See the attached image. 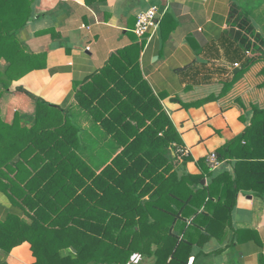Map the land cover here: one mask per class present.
Returning a JSON list of instances; mask_svg holds the SVG:
<instances>
[{
    "label": "trees",
    "instance_id": "obj_1",
    "mask_svg": "<svg viewBox=\"0 0 264 264\" xmlns=\"http://www.w3.org/2000/svg\"><path fill=\"white\" fill-rule=\"evenodd\" d=\"M34 1L0 0V100L13 82L41 68L18 39ZM141 49L113 53L77 92L80 107L123 148L100 174L76 152L78 129L47 121L58 115L56 108L37 99V123L30 129L17 119L6 124L0 109V190L30 219L0 222L8 251L26 245L35 264H131L140 258L190 264L193 247L207 240L203 231L212 234L223 224L221 214L232 211L240 190L251 186L264 198V109L254 108L246 132L219 152V160L237 161L235 179L212 175L205 187L204 174H180L170 155L172 144L182 141L143 76ZM70 248L76 258L62 260L60 252Z\"/></svg>",
    "mask_w": 264,
    "mask_h": 264
},
{
    "label": "crops",
    "instance_id": "obj_2",
    "mask_svg": "<svg viewBox=\"0 0 264 264\" xmlns=\"http://www.w3.org/2000/svg\"><path fill=\"white\" fill-rule=\"evenodd\" d=\"M154 6L166 13L157 30L150 27L139 38L138 16ZM18 39L41 68L13 82L0 100L6 124L17 119L33 128L36 100H42L59 112L47 121L78 129L76 152L100 174L123 148L80 107L77 92L113 53L139 45L143 76L191 153L189 162L176 164L180 174H204L205 187L213 176L235 179L236 160H219L212 171L207 158L246 132L254 108L264 109V0H35ZM226 187L220 186L214 204ZM221 215L224 222L212 234L203 231L207 240L193 247L190 264H264V198L251 186L242 189L232 211ZM13 216L30 223L0 190V222ZM0 243V264H35L26 245L8 251L10 242ZM76 256L73 248L60 252L64 261ZM144 260L154 263L140 258L136 264Z\"/></svg>",
    "mask_w": 264,
    "mask_h": 264
},
{
    "label": "built area",
    "instance_id": "obj_3",
    "mask_svg": "<svg viewBox=\"0 0 264 264\" xmlns=\"http://www.w3.org/2000/svg\"><path fill=\"white\" fill-rule=\"evenodd\" d=\"M166 13V9H161L158 6L152 7L145 13L138 16V24L135 30L136 35L139 38H145L150 27H154L156 30L159 26V15L162 16ZM175 154L181 159H188L191 156L190 150L182 144H174ZM208 165L212 171H215L220 166L218 155L213 153L207 158ZM138 259H135L131 264H136Z\"/></svg>",
    "mask_w": 264,
    "mask_h": 264
},
{
    "label": "rangeland",
    "instance_id": "obj_4",
    "mask_svg": "<svg viewBox=\"0 0 264 264\" xmlns=\"http://www.w3.org/2000/svg\"><path fill=\"white\" fill-rule=\"evenodd\" d=\"M169 151H170V155L172 156L173 160L178 161L177 164H178V163L185 164L184 162H185V160H187V159H181V158H179V157L175 154V147H174V144H172V146H171V148H170ZM145 261H146V260L142 261L141 264H145V263H146Z\"/></svg>",
    "mask_w": 264,
    "mask_h": 264
}]
</instances>
